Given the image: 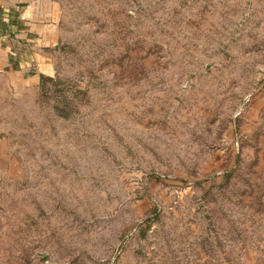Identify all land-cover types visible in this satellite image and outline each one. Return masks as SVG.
Segmentation results:
<instances>
[{
	"label": "rangeland",
	"instance_id": "1",
	"mask_svg": "<svg viewBox=\"0 0 264 264\" xmlns=\"http://www.w3.org/2000/svg\"><path fill=\"white\" fill-rule=\"evenodd\" d=\"M17 4L0 264H264V0Z\"/></svg>",
	"mask_w": 264,
	"mask_h": 264
},
{
	"label": "crops",
	"instance_id": "2",
	"mask_svg": "<svg viewBox=\"0 0 264 264\" xmlns=\"http://www.w3.org/2000/svg\"><path fill=\"white\" fill-rule=\"evenodd\" d=\"M26 14L18 9L17 0H0V44L6 43L3 50L5 56L9 55L11 38L22 30ZM0 54H3L0 48Z\"/></svg>",
	"mask_w": 264,
	"mask_h": 264
}]
</instances>
